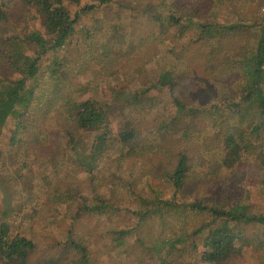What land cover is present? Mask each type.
<instances>
[{
  "label": "trees",
  "instance_id": "16d2710c",
  "mask_svg": "<svg viewBox=\"0 0 264 264\" xmlns=\"http://www.w3.org/2000/svg\"><path fill=\"white\" fill-rule=\"evenodd\" d=\"M20 1L44 16L46 35L33 32L27 36L26 41L36 47L33 55L17 37L3 38L8 5L0 0V72H21L17 80L0 88V162L2 134L11 120H18L13 144L38 145V138L31 140V134L28 138L20 134L28 127L19 120L29 119L34 100L27 83L37 77L47 54L66 48L75 34L77 19L94 10L83 0ZM111 1L101 0L97 7ZM71 6L79 8L74 18ZM128 8L147 16L152 29L134 40L133 25L141 18L132 14V24L111 27L104 43L99 44L100 50L117 61L116 73L129 65V72H121L128 82L136 77L152 92L167 88L171 96L167 118L152 123V136L157 140H152V178L166 183L173 194L166 199L152 185V201H146L135 229L151 216L152 221L162 222L163 229L172 215L181 220L206 218L192 233L190 246L183 234L152 240V254L143 264H188L182 258L188 251L204 264H229L247 247L263 253L264 0H132ZM151 63L156 69L150 84L142 70ZM122 92L121 88L108 90L107 99H101L85 87L70 86L58 99L66 109L63 127L72 149L79 153L78 148L85 152L89 147L92 152L87 157L83 151L79 154L89 173L112 133L115 103L109 99L123 103ZM145 95L141 93V97ZM139 97L135 92L131 102ZM131 102L122 105L127 107ZM156 102L152 99V107L158 106ZM127 121L128 127L119 138L127 154L135 155L138 131ZM83 134L93 135L90 146ZM215 157H223L224 167L235 169L231 171L232 186L215 181L205 170L211 168ZM189 187H195L189 190L194 201L185 200ZM217 187L222 189L220 194ZM55 194L74 200L83 193L72 187L67 191L57 188ZM101 208L97 206L94 211ZM35 247L27 236L14 234L7 222L0 223V264H31ZM69 248L71 254L65 264H92L87 243L73 240ZM261 259L264 261V253ZM43 263L59 264L54 259Z\"/></svg>",
  "mask_w": 264,
  "mask_h": 264
},
{
  "label": "rangeland",
  "instance_id": "374dc122",
  "mask_svg": "<svg viewBox=\"0 0 264 264\" xmlns=\"http://www.w3.org/2000/svg\"><path fill=\"white\" fill-rule=\"evenodd\" d=\"M2 1L8 5V20L2 27V37L9 40L17 37L28 49V54L33 55L36 47L26 38L33 32L46 35L44 16L34 8L23 6L20 0ZM100 1L83 0L84 5L94 6V10L77 19L75 34L66 48L57 54H47L40 62L37 77L27 83L34 100L29 119L19 120L21 125L28 127L20 134L27 138L31 134V140L38 138V145L12 143L18 120H11L2 134L0 223L7 222L14 234L21 233L34 242L36 247L30 255L31 264H44L50 259L65 264L71 254L69 243L73 240L87 243L92 264H143L149 262L152 240L159 237L174 239L183 234L190 246L195 228L206 222L204 217L189 216L181 220L172 215L163 229L162 222L152 221L151 216L142 228L135 229L140 211L146 210V201H152V185L166 199L173 194L166 183L152 178V140L156 139L152 136V123L157 118H167L171 96L167 88L152 92V88L141 85L136 77L128 82L121 73L129 72L128 64L119 74L115 72L117 61L101 51L99 45L104 43L111 27L130 25L132 14L140 16L141 20L133 25L136 30L133 39L137 40L152 29V23L147 24V16L143 13L136 14L138 11L128 8L132 0H112L97 7ZM70 9L74 18L79 8L71 6ZM126 39L129 41V36ZM155 67L151 63L142 70L150 84ZM19 74V70L0 72V88L17 80ZM70 86L85 87L101 99H107L108 90L121 88L123 103L131 102L135 92L140 94L127 107L117 98L109 99L115 103L111 110L112 133L105 149L96 158L92 173L85 171L79 158L84 150L78 148L79 153L73 150L64 133L63 125L67 121L63 113L66 109L58 99ZM59 88L61 91L57 95L55 90ZM141 93L146 94L145 97H141ZM152 99L159 102L158 106L152 107ZM127 120L134 123L138 131L135 155L127 154L128 149L119 138L128 127ZM83 138L89 146L93 143V135L83 134ZM84 153L86 157L92 154L89 147ZM223 162V157H215L211 168L205 170L215 181L232 186L231 171L235 169L224 167ZM72 187L83 194L74 200L55 194L57 188L67 191ZM193 189L195 187L187 189L185 200H195L193 191H189ZM250 190L254 193V189ZM217 191L220 194L222 189L217 187ZM97 206L102 207L100 212L94 211ZM263 253L247 247L229 264H263ZM195 256L188 251L182 258L188 264H204Z\"/></svg>",
  "mask_w": 264,
  "mask_h": 264
}]
</instances>
